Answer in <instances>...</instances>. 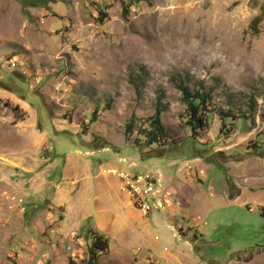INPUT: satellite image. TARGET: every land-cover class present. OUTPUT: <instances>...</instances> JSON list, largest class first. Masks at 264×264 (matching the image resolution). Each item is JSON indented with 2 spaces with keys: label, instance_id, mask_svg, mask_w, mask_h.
Masks as SVG:
<instances>
[{
  "label": "rangeland",
  "instance_id": "obj_1",
  "mask_svg": "<svg viewBox=\"0 0 264 264\" xmlns=\"http://www.w3.org/2000/svg\"><path fill=\"white\" fill-rule=\"evenodd\" d=\"M178 83L211 94L206 131ZM111 166L160 170L162 207ZM98 207L126 226L95 264H264V0H0V264H88Z\"/></svg>",
  "mask_w": 264,
  "mask_h": 264
},
{
  "label": "trees",
  "instance_id": "obj_2",
  "mask_svg": "<svg viewBox=\"0 0 264 264\" xmlns=\"http://www.w3.org/2000/svg\"><path fill=\"white\" fill-rule=\"evenodd\" d=\"M177 89L182 93V103L186 106V124L193 134L200 131H206L209 126L208 113L211 104V94L202 90L192 91L184 83L176 84ZM16 119H21L18 116V106L12 107ZM163 109L158 105L155 115L152 117V129L148 135L150 144L154 143L159 134L164 131L162 125ZM224 119L227 116H223ZM130 129V126L128 127ZM92 244L89 248L88 264H95L98 256L109 249V240L104 234L92 232Z\"/></svg>",
  "mask_w": 264,
  "mask_h": 264
},
{
  "label": "built area",
  "instance_id": "obj_3",
  "mask_svg": "<svg viewBox=\"0 0 264 264\" xmlns=\"http://www.w3.org/2000/svg\"><path fill=\"white\" fill-rule=\"evenodd\" d=\"M136 166V164H133ZM101 173L116 178L120 183V190L147 216L158 205L162 207L160 195L162 193L163 174L160 170L139 174L120 167L104 168Z\"/></svg>",
  "mask_w": 264,
  "mask_h": 264
},
{
  "label": "crops",
  "instance_id": "obj_4",
  "mask_svg": "<svg viewBox=\"0 0 264 264\" xmlns=\"http://www.w3.org/2000/svg\"><path fill=\"white\" fill-rule=\"evenodd\" d=\"M14 101H16L17 103H23L26 104L24 102H22L21 100L15 99ZM84 170H88L87 169H83ZM89 171V170H88ZM88 176V175H87ZM116 179V178H115ZM117 180V179H116ZM97 189V193H95V197H94V202L97 203L100 200H105L106 198H109L111 200V196L109 193L105 192V187L102 185H97L96 187ZM78 191L74 192V196H76V194L80 195V199L78 202V211H80V213L83 212H87L86 209H84V205L85 202L87 200L88 197V193H87V189L85 191V188L82 189L80 192L82 193H77ZM110 192V191H109ZM73 194V191H69V192H65V193H55L54 194V198L52 200V203H55L57 205H65L68 204L67 206H73L72 204V198L74 196H71ZM127 197V196H125ZM128 198V197H127ZM128 206H134L132 201L128 198ZM56 207V206H55ZM63 207V206H60ZM120 208L122 209V206L120 205ZM98 211L97 214H101V217H97V223H96V227H94V229L97 230V232L105 234V235H111L113 233H119L122 232L125 229L126 226V220L124 219V217H122L119 212L117 211L116 213H114V215H104L103 211L98 207ZM128 214L131 215V211H128ZM60 228V227H59ZM65 226H62V229H64ZM58 229V228H57ZM75 233V232H74Z\"/></svg>",
  "mask_w": 264,
  "mask_h": 264
}]
</instances>
